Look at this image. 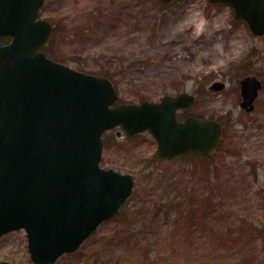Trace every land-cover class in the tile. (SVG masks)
Masks as SVG:
<instances>
[{
	"label": "rangeland",
	"instance_id": "rangeland-1",
	"mask_svg": "<svg viewBox=\"0 0 264 264\" xmlns=\"http://www.w3.org/2000/svg\"><path fill=\"white\" fill-rule=\"evenodd\" d=\"M53 23L45 53L84 72L108 73L117 103L187 91L178 112L221 121L206 158L161 160L148 131L103 135L100 165L130 173L121 211L54 264H264V35L208 0H44ZM58 23V24H57ZM262 78L254 109L240 108V79ZM220 81L225 88L212 91ZM33 264L23 229L0 237V261Z\"/></svg>",
	"mask_w": 264,
	"mask_h": 264
},
{
	"label": "water",
	"instance_id": "water-1",
	"mask_svg": "<svg viewBox=\"0 0 264 264\" xmlns=\"http://www.w3.org/2000/svg\"><path fill=\"white\" fill-rule=\"evenodd\" d=\"M168 3L171 0H160ZM233 8L255 35L264 34V0H209ZM43 0H0V236L23 227L35 264H53L72 252L96 227L117 213L131 194L130 174L99 166L104 130L132 136L148 129L162 159L206 155L220 138L221 124L176 111L194 97L165 94L159 101L111 105L112 82L54 61L39 50L52 35L36 19ZM224 84L210 87L221 90ZM261 87L255 75L240 82L246 111ZM0 264H12L0 261ZM177 264V263H172Z\"/></svg>",
	"mask_w": 264,
	"mask_h": 264
},
{
	"label": "trees",
	"instance_id": "trees-1",
	"mask_svg": "<svg viewBox=\"0 0 264 264\" xmlns=\"http://www.w3.org/2000/svg\"><path fill=\"white\" fill-rule=\"evenodd\" d=\"M57 24H58V23H57ZM5 40H7V38H3V39H2V41H5ZM103 75L108 76V73L105 72V73H103Z\"/></svg>",
	"mask_w": 264,
	"mask_h": 264
}]
</instances>
